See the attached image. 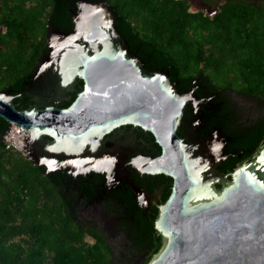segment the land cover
Here are the masks:
<instances>
[{"label": "water", "instance_id": "water-1", "mask_svg": "<svg viewBox=\"0 0 264 264\" xmlns=\"http://www.w3.org/2000/svg\"><path fill=\"white\" fill-rule=\"evenodd\" d=\"M200 10L209 14L208 7ZM72 19L70 33L52 34L54 51L33 77L35 93L55 99L41 107L17 108L14 94L0 92V118L30 132L21 152L33 161L38 149L37 166L76 169L91 159L74 161L72 155L67 160L65 155L86 139L99 138L125 123L139 125L154 135L162 154L136 163L146 173L172 179L171 191L157 207L154 220L162 245L147 264H264V146L217 190L214 183L219 179L204 173L217 156V146L204 148L195 158L197 164L176 137L186 97L168 72L145 71L122 41L107 3L80 1ZM78 80L81 90L70 105L60 108L59 102ZM251 104L239 97L242 108H252ZM173 140L180 152L175 162L170 151Z\"/></svg>", "mask_w": 264, "mask_h": 264}, {"label": "trees", "instance_id": "trees-1", "mask_svg": "<svg viewBox=\"0 0 264 264\" xmlns=\"http://www.w3.org/2000/svg\"><path fill=\"white\" fill-rule=\"evenodd\" d=\"M80 1L0 0V92L23 89L46 52L49 29L70 33ZM94 1L112 9L122 41L147 72L167 71L180 91L194 88L201 98L231 90L252 102V108L240 107L236 138L250 150L244 160L264 146V0H223L212 17L191 11L186 0ZM222 107L218 122L235 135L237 119ZM9 126L0 118V264H111L100 255L109 248L99 234L89 231L87 241L75 212L59 206L58 183L6 148ZM156 216L154 210L144 227L153 242L141 264L162 245Z\"/></svg>", "mask_w": 264, "mask_h": 264}, {"label": "flooded vegetation", "instance_id": "flooded-vegetation-1", "mask_svg": "<svg viewBox=\"0 0 264 264\" xmlns=\"http://www.w3.org/2000/svg\"><path fill=\"white\" fill-rule=\"evenodd\" d=\"M186 1L189 9L195 10L194 12H202L201 8L208 7L209 14L205 15L211 17L223 3V0ZM245 1L256 4L260 0ZM0 30L3 31L4 28ZM52 34L62 37L66 33L49 29L46 52L37 61L23 89L18 93L8 90L15 95L13 100H17L19 108L41 107L55 99L47 100L40 93L36 94L38 87L33 79L40 70L41 63L49 59L54 51L50 43ZM130 53L135 55L131 51ZM143 67L145 69L144 63ZM174 83L177 91L186 97L185 107L175 130L176 137L181 141L187 157L197 164L198 160L195 158L204 148L207 149L210 144L217 146V156L204 168V173L211 175L213 180L219 179L220 182H215L214 186L220 190L227 185V180L230 181L233 172L243 163L252 160L255 155L251 151L252 158L244 160V155L250 150H242L241 141L236 138L238 131L241 130L242 117L239 105L241 95L231 90H219L212 96L201 98L195 93L194 88L180 91L177 83ZM81 88L82 81L78 80L73 86V91L65 93L59 107L65 108L70 105ZM35 97L42 98L35 101ZM225 105H227L225 112L236 117L239 123L235 128L231 127L235 129V135L218 122L221 117L218 112L223 111L222 106ZM212 138H215L214 143L208 144ZM45 139L50 141L48 137ZM175 144L174 140L170 143L174 162L180 155ZM37 150L34 149L35 159L33 161L30 159L33 163L40 162ZM161 154L162 148L151 132L139 125L125 123L111 128L99 138L91 136L90 140L86 139V143L74 148L70 155H65L67 160L72 158V155L74 161L81 157L91 159L90 164L84 162L85 165L81 166L80 163L76 169L71 165L61 167L65 169H57L56 166L50 165L47 169L41 166L44 168V175L52 182L58 183L61 201L59 206L75 212V219L83 225L87 241L90 238L89 231L99 234L97 236H100L109 248L108 251L100 252V255L108 257L111 264H131L133 259L138 260V263L134 261L135 263L141 264L150 254L153 241L144 232V227L154 210L157 211V207L169 195L172 179L161 173H146L136 161ZM198 166L202 169L201 164ZM133 230L135 234L132 233ZM96 235L92 238L95 239ZM158 236V233L155 234V237Z\"/></svg>", "mask_w": 264, "mask_h": 264}, {"label": "rangeland", "instance_id": "rangeland-1", "mask_svg": "<svg viewBox=\"0 0 264 264\" xmlns=\"http://www.w3.org/2000/svg\"><path fill=\"white\" fill-rule=\"evenodd\" d=\"M12 127L10 128V131L6 134V141H4V143L9 142L10 144L12 143V136L14 135V130L16 131V127L14 125H11ZM25 135H20V137H18V139H20V143L23 145V147L26 146V136ZM14 137V136H13ZM16 150V149H13ZM19 151V150H18ZM22 155H24L21 151H19ZM25 156V155H24Z\"/></svg>", "mask_w": 264, "mask_h": 264}, {"label": "bare ground", "instance_id": "bare-ground-1", "mask_svg": "<svg viewBox=\"0 0 264 264\" xmlns=\"http://www.w3.org/2000/svg\"><path fill=\"white\" fill-rule=\"evenodd\" d=\"M11 125H14L17 129L16 131L14 130V139L18 142V145L23 149V145L20 143V139H18V137H20V135H25L26 136V139L29 137L30 135V132L27 131V130H22L16 125V124H11ZM12 127V126H11ZM13 128V127H12ZM14 129V128H13ZM21 131V132H20ZM20 132V133H19ZM24 136V137H25Z\"/></svg>", "mask_w": 264, "mask_h": 264}, {"label": "built area", "instance_id": "built-area-1", "mask_svg": "<svg viewBox=\"0 0 264 264\" xmlns=\"http://www.w3.org/2000/svg\"><path fill=\"white\" fill-rule=\"evenodd\" d=\"M11 126H9L8 131L6 132V134L10 131ZM6 134L3 137V141H6ZM14 136V135H13ZM12 136V143L10 144L9 142H5L6 148L7 149H16L17 151H22L23 149L18 145V142L14 139V137Z\"/></svg>", "mask_w": 264, "mask_h": 264}]
</instances>
